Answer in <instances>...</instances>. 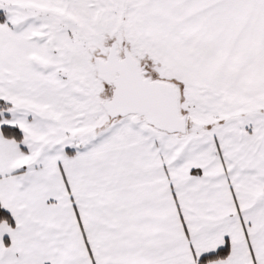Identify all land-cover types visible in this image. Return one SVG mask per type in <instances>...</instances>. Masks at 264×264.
<instances>
[{
    "label": "snow or ice",
    "instance_id": "1",
    "mask_svg": "<svg viewBox=\"0 0 264 264\" xmlns=\"http://www.w3.org/2000/svg\"><path fill=\"white\" fill-rule=\"evenodd\" d=\"M0 264H264V0H0Z\"/></svg>",
    "mask_w": 264,
    "mask_h": 264
}]
</instances>
